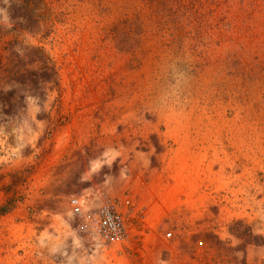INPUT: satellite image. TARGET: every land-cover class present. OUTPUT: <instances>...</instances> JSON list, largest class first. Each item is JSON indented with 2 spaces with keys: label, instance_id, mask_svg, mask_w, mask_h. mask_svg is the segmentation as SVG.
<instances>
[{
  "label": "rangeland",
  "instance_id": "1",
  "mask_svg": "<svg viewBox=\"0 0 264 264\" xmlns=\"http://www.w3.org/2000/svg\"><path fill=\"white\" fill-rule=\"evenodd\" d=\"M104 203L125 240L58 252ZM64 252L264 264V0H0V264Z\"/></svg>",
  "mask_w": 264,
  "mask_h": 264
},
{
  "label": "bare ground",
  "instance_id": "2",
  "mask_svg": "<svg viewBox=\"0 0 264 264\" xmlns=\"http://www.w3.org/2000/svg\"><path fill=\"white\" fill-rule=\"evenodd\" d=\"M98 167H99L98 162L91 163L90 168H89L90 173H94V174L97 173ZM89 194L85 195V196H80L77 199H75L76 200V205H75L76 207L74 210L73 209H70L68 211L66 210L67 212H65V221L67 223L74 222L76 220V218H78V217H82L83 219L86 218V212L90 209L92 198L93 197L96 198L98 196L97 195L98 192L96 191L93 194H90V195ZM82 232H83L82 230H78V229L74 230L73 233L68 235V238L66 239L65 243L63 241H61L62 243H60L57 246L56 250H58V252H60L61 250H63L62 248L64 247V249H65L64 251H66L68 249L69 253L70 252L73 254L79 253L81 255V253H84L86 251L84 249V243H85V241H87L89 243L91 252L89 254L85 255L84 261L89 260V258L100 249L101 241L99 240V234L96 231V229L91 228V230L89 229L88 231H86L87 232L86 233L87 234V237H86L87 240L84 239V234ZM62 244H63V246H62ZM65 253L66 252H64V254ZM71 253H70V255H71ZM65 256H67V261L65 264L73 263L72 262L73 258H71L70 256L68 257V255H66V254H65ZM62 258H64V255H63V257H61V259Z\"/></svg>",
  "mask_w": 264,
  "mask_h": 264
},
{
  "label": "built area",
  "instance_id": "3",
  "mask_svg": "<svg viewBox=\"0 0 264 264\" xmlns=\"http://www.w3.org/2000/svg\"><path fill=\"white\" fill-rule=\"evenodd\" d=\"M75 209L76 200L71 199ZM96 227L102 239L109 243H120L126 237V223L122 213L110 203L102 204L97 212Z\"/></svg>",
  "mask_w": 264,
  "mask_h": 264
}]
</instances>
